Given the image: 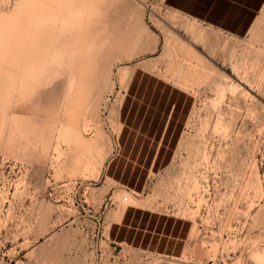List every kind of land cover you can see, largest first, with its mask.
Segmentation results:
<instances>
[{
    "label": "rangeland",
    "instance_id": "374dc122",
    "mask_svg": "<svg viewBox=\"0 0 264 264\" xmlns=\"http://www.w3.org/2000/svg\"><path fill=\"white\" fill-rule=\"evenodd\" d=\"M145 76L191 106L137 192L105 165ZM130 204L188 236L166 252L112 242ZM0 264H264V6L235 37L164 0H0Z\"/></svg>",
    "mask_w": 264,
    "mask_h": 264
},
{
    "label": "crops",
    "instance_id": "0c3cea01",
    "mask_svg": "<svg viewBox=\"0 0 264 264\" xmlns=\"http://www.w3.org/2000/svg\"><path fill=\"white\" fill-rule=\"evenodd\" d=\"M164 2L172 11L235 37L248 33L264 6V0ZM147 77L140 82L133 80L129 85V94L134 92L137 97L131 100L128 110L129 94L120 105V154L105 165L106 177L137 192L144 190L151 173L157 174L169 165L182 123L191 106V97L177 86L155 76L150 81L146 80ZM129 136L127 144L125 138ZM124 158H130L131 164H127L128 161L124 163ZM189 230L190 224L181 217L130 204L121 209L117 218L109 224L108 236L120 245L166 252L184 240Z\"/></svg>",
    "mask_w": 264,
    "mask_h": 264
},
{
    "label": "built area",
    "instance_id": "2783aa9c",
    "mask_svg": "<svg viewBox=\"0 0 264 264\" xmlns=\"http://www.w3.org/2000/svg\"><path fill=\"white\" fill-rule=\"evenodd\" d=\"M126 199H127V197H126V196H124V197H123V200L125 201Z\"/></svg>",
    "mask_w": 264,
    "mask_h": 264
}]
</instances>
